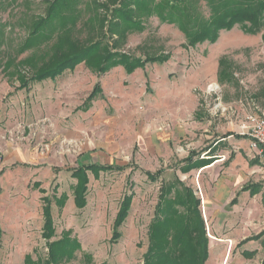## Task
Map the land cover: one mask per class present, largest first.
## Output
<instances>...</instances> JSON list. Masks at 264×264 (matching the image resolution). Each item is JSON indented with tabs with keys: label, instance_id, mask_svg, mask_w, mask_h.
Wrapping results in <instances>:
<instances>
[{
	"label": "rangeland",
	"instance_id": "rangeland-1",
	"mask_svg": "<svg viewBox=\"0 0 264 264\" xmlns=\"http://www.w3.org/2000/svg\"><path fill=\"white\" fill-rule=\"evenodd\" d=\"M119 1L0 0L2 264H24L28 254L34 260L47 258L43 196L68 197L62 209L53 200L55 240L72 229L81 248L62 264H143L149 227L165 183L180 178L193 188L207 230L203 184L209 188L217 172L201 177L196 171L181 173L179 166L188 156L234 133L244 139L233 136L226 141L229 149L224 156L229 159L242 152L252 166L257 160L264 167V157L250 135L256 126L252 117L264 112V27L252 34L237 24L222 30L213 43L189 47L175 23L153 15L142 17L144 30L128 31L121 39L109 30L110 10ZM196 2L192 9L209 19L208 1ZM55 5L57 12L50 19ZM41 35L46 40L33 45ZM97 41L122 56L143 60L170 54L171 58L166 63L149 62L131 74L123 66L99 74L83 61L47 82L32 80L54 68L48 69L51 63H61L71 51L77 53ZM221 59L226 67L220 65ZM222 69L231 75L229 79L220 75ZM97 84L101 92L87 104ZM90 164L110 169L100 171L98 177L88 173L87 205L81 210L75 203L78 182L72 173ZM159 170L164 173L157 182L148 179L147 172ZM227 180H233L230 174ZM253 181L262 182L260 199L264 171ZM131 194L135 196L120 228L122 237L111 245L114 220ZM262 211L253 216L258 231L264 230V207ZM249 247L257 253L247 264H261L260 242Z\"/></svg>",
	"mask_w": 264,
	"mask_h": 264
},
{
	"label": "trees",
	"instance_id": "trees-1",
	"mask_svg": "<svg viewBox=\"0 0 264 264\" xmlns=\"http://www.w3.org/2000/svg\"><path fill=\"white\" fill-rule=\"evenodd\" d=\"M196 1L198 0H121L117 6L114 5L113 9L110 10L112 19L109 21V30L123 39L128 31L144 30L142 17L148 19L156 15L164 23H175L180 32L185 34L186 45L196 47L198 43L215 42L222 30H230L237 24L252 34L261 32L264 27V0H207L212 12L209 19L201 18V13L196 14L195 10L192 9V5L197 4ZM67 4L68 2L65 1L63 6H67ZM57 9L58 6L55 5L52 11L53 16L50 19L55 16ZM39 31L37 29L35 32L40 33ZM43 40L46 38L41 35L34 42L32 41V44L36 46ZM102 43L103 41H97L94 45H90L77 53L71 51L64 60L65 62H61H64L63 64L51 63L48 69L54 68L37 74L32 80L42 82L54 79L62 75L68 68L75 69L83 61L92 72L98 71L99 74L106 73L113 66H123L126 68V72L131 74L136 69L146 67L149 62L166 63L171 58L170 54H162L143 60L140 57L122 56L120 52L105 50L102 48ZM105 63L108 66H105ZM226 64L225 60L221 59L220 65L226 67ZM220 75L228 79L231 77L225 69H222ZM27 84L29 83L24 85ZM100 92V85L97 84L87 99V104L94 101ZM88 107L84 104L82 109L87 111ZM213 150L210 148L209 153L215 152ZM194 157L197 158L194 160ZM199 157L200 154L188 156L185 160L187 166L183 167L182 171L187 173L193 169L199 170L211 165L216 160L215 154L209 155L208 159H200ZM107 169L110 168L90 164L79 166L78 169L73 170L72 176L78 182L74 188L75 203L78 209L82 210L87 205V197L85 196L88 191V173L91 172L98 177L100 171ZM163 173L164 170H159L157 173L147 172V177L149 180L157 182ZM134 196V194L126 196L121 203L114 220V229L110 239L111 245L119 242L122 237L120 228L129 216ZM53 200L57 207L62 209L66 205L68 197L65 194L57 197V193L53 197L43 196L44 224L42 236L47 241V258L39 257L34 260L28 254L24 264H62L71 261V255L77 248H81L80 241L72 236V229L65 230L61 235L62 237L55 240L57 229L52 213ZM199 206L200 199L194 194L193 188L181 179L175 178L162 186L159 202L155 208L156 214L149 227V244L143 257V264H206L210 253L208 251L209 237H207L206 224ZM1 233L2 229H0ZM261 239L264 250V232L248 238L246 242ZM255 254L256 252H248L246 256L252 257ZM85 258L88 261L92 259L89 254H86ZM0 264H2L1 261ZM261 264H264V258Z\"/></svg>",
	"mask_w": 264,
	"mask_h": 264
},
{
	"label": "crops",
	"instance_id": "crops-1",
	"mask_svg": "<svg viewBox=\"0 0 264 264\" xmlns=\"http://www.w3.org/2000/svg\"><path fill=\"white\" fill-rule=\"evenodd\" d=\"M233 136L237 138V141L244 139L234 133L220 137L212 145L202 148L199 157L200 159H208L209 155L215 154V162L199 170H191L196 171L195 174H198L199 177L205 173L217 172L216 182L210 183L209 188L206 183L203 184V191L207 197L205 208L206 223H208L207 237H209L208 251L210 252L206 264H247L250 257H247L246 253H257V249L249 247L250 243L259 241L261 245L262 239L246 241L248 238L264 232L263 229V231H258V229L253 228L254 214L259 212L261 215L263 214L264 195H261L259 199L258 195L261 194L262 182L261 184H257V181L252 182L253 178L264 171V167L258 166L257 160L254 161L257 165L252 166L242 152L238 151H232L234 153L227 159L223 152L229 149L225 145L231 138H234ZM217 145L222 148L219 150L216 148ZM210 148L214 149L215 152L209 153ZM196 158L194 157V160ZM185 160L182 161L179 168L181 173L187 175L191 171L187 173L182 171V168L187 166ZM229 174L231 179L233 178L231 181L227 180ZM234 177H238L239 180ZM242 180H245L244 183Z\"/></svg>",
	"mask_w": 264,
	"mask_h": 264
},
{
	"label": "built area",
	"instance_id": "built-area-1",
	"mask_svg": "<svg viewBox=\"0 0 264 264\" xmlns=\"http://www.w3.org/2000/svg\"><path fill=\"white\" fill-rule=\"evenodd\" d=\"M252 121L255 123V128L251 130V138L254 148H259V155L264 157V112L259 114L258 117H252Z\"/></svg>",
	"mask_w": 264,
	"mask_h": 264
}]
</instances>
